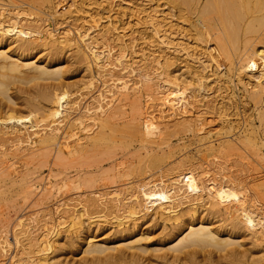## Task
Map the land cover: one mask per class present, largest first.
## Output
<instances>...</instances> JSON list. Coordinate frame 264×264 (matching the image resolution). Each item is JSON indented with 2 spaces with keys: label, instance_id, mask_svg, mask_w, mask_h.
Here are the masks:
<instances>
[{
  "label": "bare ground",
  "instance_id": "1",
  "mask_svg": "<svg viewBox=\"0 0 264 264\" xmlns=\"http://www.w3.org/2000/svg\"><path fill=\"white\" fill-rule=\"evenodd\" d=\"M90 1L93 3L94 0ZM158 1L159 5H154L155 7L149 8L150 10L145 7L143 10L146 11L145 18H147L148 24L151 23L152 27L150 26V29L152 28V33L154 32L152 35L156 37L159 44L166 43L167 46L173 44L174 50L178 51V47H180L179 50L184 51L186 58L183 59V62L186 61L187 66L182 65L187 68L188 75L184 76L185 70L180 69L185 71L182 76L177 73L179 68L171 69L176 62L175 56H171V54L164 55L159 52L152 54V49L151 53L146 56L151 55V59H146L149 60V63L155 65L154 69H160L159 75H164L165 87L163 86L164 89H159L160 91L156 93H149L153 105L148 107L151 110L144 114L143 119H140V116L138 118L135 116V113L142 112L135 108L136 111L134 110L132 120L127 123L124 122L128 131L113 120L117 114L123 112L119 111L118 105L126 100L128 101L131 97H138V94H142L144 83L147 84L148 82L141 81L140 84V80L134 81L123 74L113 77L115 71L109 68V65L113 64L108 59L111 58L110 54H104L105 51H99L96 46L98 37L95 34L93 35V19L87 20V24L79 23L81 26L77 25V27L75 25L77 31L71 27L57 31L58 29L53 25V22L59 23L62 20H67L68 17L76 16V18H79L77 14L83 9L82 5L87 4V0H0V158L7 155L10 148L14 147L16 150L22 148L26 151L28 149L33 153L35 151L51 150L52 152V150H56L57 153H60L57 158L60 157L61 160L67 155L90 152L104 146L108 147L116 137L140 139L147 142L148 146L146 144L144 147L155 151L150 152L148 150L144 158H142V154V159L139 158L141 163L138 166L136 165L134 170V173L137 172L136 175L140 177L131 185L134 186V189L150 186L142 188L144 193H141L143 192L140 191L142 189H135V192L134 189L131 191L130 188L126 190L128 192L125 191L127 194H123L121 190V196L120 191L117 189L119 192L117 196L120 197L116 196L115 193L117 192H112L116 197L113 195L111 197V194H107V192L101 193L104 194L101 195L102 197L107 194L108 199L116 198V202L113 199V201L111 200L112 204L106 202L107 199L105 200V198L107 196L102 200L101 196L95 197V195H87L84 199L81 198L82 200L76 197L80 200L79 202L73 203L70 200L72 203L59 204L58 208L56 206L57 210L59 209L57 216L52 218L50 224L47 223L42 237L38 238L36 245H32L31 248L30 245L29 248L27 247V243L32 240L30 237L32 224L30 225L27 220L21 219L18 228L13 229V241L8 234L4 235L7 241L2 238L4 242L0 241V253L2 254L4 251L5 255V252L11 250L10 257L13 260L15 258L14 262L16 264H56L58 249L56 251L55 243L57 239H52V237L60 236L62 230L66 233V242L61 243L62 249L65 248L64 245H69L71 248H81L85 253L91 255L87 264H127L128 257L123 251L113 254L112 250L117 248L115 243L119 241L125 242L126 248L134 250V255L137 254V256L132 257V262L137 264H143L141 254L152 251L150 249L151 245L155 246V251H163L161 255L159 254L156 257V263L180 264L181 262H189L190 264H199L200 260H198L196 254L199 250L209 246L219 251H227L235 256L232 253L236 252L235 248L237 244H240L241 230L246 227L254 229L256 217L252 210L251 193L246 194L244 190L242 192L240 190L242 185H237V188L232 185L221 186L220 191L209 189L200 194L201 202H195L190 198V201L186 200L189 203L182 206L187 203L181 201L184 192L180 193L179 190L182 187L179 186L177 189V185L169 180L173 181L172 178L177 179L175 177L180 176L189 167H194L195 164L192 162L188 164L189 160L183 159L167 167L163 166V163L173 157L176 151L165 150L160 152V148L165 144L164 134L168 128L180 125L190 130L200 131L202 129L203 125L198 128L196 118L188 115L190 105L193 107L196 102H202L203 104H197L199 108L201 106L218 108L220 114H223L224 122L215 131L216 135H220L219 138L212 137L210 132L213 131H209L210 129L203 133L199 132L197 138L193 141L196 143L195 151L189 152V157H194V160H197L196 157H207L216 151L222 152L226 156L236 154L238 158H248L252 155L262 157L264 155V0ZM160 1L163 2L160 3ZM163 4L167 5V11L166 8L158 9ZM125 6H123L124 9L127 8ZM162 7L164 8V6ZM87 9L89 10V8ZM136 11L138 10L136 9ZM140 14L143 17L141 12ZM53 16H57L59 19L54 20ZM62 17L65 19H62ZM170 17L176 18V23L172 22L179 25L180 31L181 29L185 31V37L183 32L180 33L183 39L176 41L179 37L174 39L173 33L171 35L172 31L169 34L167 33V29L172 22H166L169 24L166 29L165 25L167 24H165V21L169 20ZM119 18L122 19L123 17ZM110 21L112 23V20ZM113 22L115 23V20ZM146 22L144 20V23ZM174 23L173 25H175ZM72 24H75V22ZM148 24L146 27H149ZM102 25L104 26V24ZM163 26H165V29H163ZM172 26L170 27L173 28ZM110 27L112 26L108 24L106 28L103 27L105 28L103 29L105 34L112 31ZM173 30L175 31V29ZM176 32L174 33L176 34ZM120 36H118L119 40L117 42H121V44L119 42L121 50L125 51L127 42L121 40L124 36H121V38ZM154 36L152 37L154 38ZM170 36H173V38ZM176 36H179V34ZM105 42L107 43V41ZM110 48L112 50V47ZM104 49L106 48L104 47ZM67 51H70L71 54L65 58V52ZM167 53L169 52L167 51ZM111 54L113 56L114 53ZM113 57L115 60V56ZM111 60L113 59L111 58ZM66 62H69L70 65L65 64ZM120 62L124 64L122 61ZM253 64L255 67L252 66ZM114 66L117 67L116 64ZM71 67L73 69L82 67L85 70L83 78L81 77L80 85L82 84V86L77 85L79 88L82 87V89L80 88L82 91L78 92L79 94L75 97H71V95L73 93L72 87L76 83L68 80V73L70 69L73 70ZM115 67L113 68L115 69ZM206 69L207 71H205ZM111 71L114 72V75ZM244 71H246L245 78L242 76ZM150 73L152 74V72ZM150 73L144 74L145 79H152ZM96 74L105 77L109 74L112 77L103 79V84H106V86L103 85L104 88L96 89V82L98 81ZM234 75L243 87H238V83L234 85L226 84L227 81V83L232 81L231 78ZM209 78L211 80H208ZM109 81L112 82L108 83ZM95 89L98 93L96 95H93L95 92L92 94L93 100L91 99L92 101L87 104L85 102L84 110L82 107L83 111H80L82 113L78 112L76 114V111L80 109L78 106H80L83 97ZM187 90L190 92H186ZM218 97L220 98L217 99ZM190 98L193 100H190ZM210 99H212L211 102ZM195 112L197 111L195 110L193 114ZM233 116H236V119H232ZM212 120L215 121L213 118ZM36 121H43L44 123L32 125ZM124 130L128 131L129 135H123ZM120 141L118 140V142ZM179 144L177 143V145ZM24 153L26 155V152ZM185 163H187V166ZM0 178L3 180L2 177ZM166 181L172 184V187L173 185L176 187L171 188V190L168 189ZM157 183L159 185H155ZM163 183L167 184L165 185L167 187L164 194L151 192L153 195H149L150 188L155 190V187L158 188L159 186L160 190L158 188L156 191H164L165 186ZM73 184L75 183L73 182ZM152 185H154V188H152ZM207 187H201L197 190L202 191ZM147 190L149 191L148 194L146 193ZM110 192L108 191V193ZM203 206H206L207 209L215 207L218 211H205ZM200 207L204 211L200 215H196ZM116 208L119 212L113 210ZM57 210L54 212L56 213ZM148 210H153V213L158 214L162 221L163 233L160 238L155 239L159 241L158 243L148 244L143 242L144 239L148 238L149 233L141 230L139 223L147 215L146 213L142 214V212ZM221 215H226L230 221L225 222V220H222L223 222L214 224L212 218L214 216L221 217ZM106 220H111L112 223L114 222L121 227L114 239L97 238V235L90 228L92 224H100L101 221ZM21 221H25V223ZM76 238H79V242L76 241ZM26 252L30 254L28 257L22 255ZM12 261L11 263L9 261V263L12 264ZM204 262L211 263L212 258L208 255L204 258Z\"/></svg>",
  "mask_w": 264,
  "mask_h": 264
},
{
  "label": "rangeland",
  "instance_id": "2",
  "mask_svg": "<svg viewBox=\"0 0 264 264\" xmlns=\"http://www.w3.org/2000/svg\"><path fill=\"white\" fill-rule=\"evenodd\" d=\"M125 1L124 0H104V1L98 0V2H97V0H94L92 3L90 0H87V4L84 3L82 5V7H83L82 10H84V9L86 10L87 8H89V10L87 9L86 11H82V10L79 11L77 14L79 16V18H76V16L75 17L73 16V17H68L66 20L64 17H62V19L63 18L65 19L64 21L62 20V22L61 21L59 23L57 22L58 24L53 22V25L58 29L57 31L62 30L64 28H68V27H71L74 30L77 27V25H80L81 23L87 24V20H89V19H91V20L97 19L98 21L92 20V23L94 26L93 27L94 33L93 32L92 33H93V35L95 34L98 37V40L96 41L98 44V45L96 44L98 50L99 51H102V50L105 51L104 54H106V53L108 55L110 54V57L113 59V60H111V58H108V59H110L109 61H111V63H113L112 65H109L110 70L115 71V75L113 74L114 72L111 71L112 74L114 75L113 77H115L116 75L118 76V74L119 75L123 74V75L129 76L134 81L140 80V84H141V81L142 82H146V81L148 82V83L146 82L147 84L144 83V86H143L144 88H143L142 94H138L137 95L138 97H131L128 99V101L126 100V101H124L118 105L119 111H121V112L123 111L124 113L122 112V113L117 114L113 120L116 121L120 125V127H122L123 129L127 128V125L124 122L127 123L128 121L132 120L131 117L132 118L134 117L133 116L134 110L136 111L135 108H137V110H139V111L140 110L142 111V112L135 113V116H137V118L140 116V119H143V117L145 116L144 114H147L148 111L151 110L148 107H150V105H153V103L151 102V98L149 96V93H156V92L164 89V87H165V82L163 79L164 75H162V74L159 75L160 69H158V70L156 68L154 69L155 65H153L152 63H149V60L151 59V55L149 57H146V56H148L149 53H151L152 49H153L152 54H154L155 52L156 53L159 52L160 54H164V55L165 54L166 55L171 54V56H175L176 62L174 65H172L171 69H174V68L178 69L179 68V70L182 69V70H185L186 72L188 71L187 68L185 67V66H187V62L186 61H184L185 63L183 62V59L186 58V56L184 55V51L183 50L180 51L179 50L180 47H178L179 49L177 48L178 51L174 50L175 47H173V44H170L169 46H167L166 43L165 44H161V43L159 44V42L156 41V37L154 35H152L154 32L152 33L153 29L152 28L150 29L151 23L148 24L149 22L146 20L147 18H145L146 17L145 16L146 11H143V10L145 9V7H146V9L147 8L151 9V8L159 5L158 4L159 1L158 2H157V0H154V1L153 0H149V1L148 0H125ZM128 1H130V2H128ZM101 2H102V4H101ZM162 2L163 1H160V3H162ZM155 3H157V4H155ZM97 4H101V5L98 6ZM140 4H141V6H139ZM124 5L127 6L128 10H127V8H125V9L123 8ZM151 5H153V6H151ZM162 6H164V8ZM165 8L167 11V5L166 4L165 5L163 4V5H161V7L160 6L158 7V9H165ZM136 9L138 11H136ZM131 10H132V12H131ZM91 11H92V13H91ZM140 12L142 13L143 17H141ZM90 14H92V15L90 16ZM119 15H121V16H119ZM113 16H115V17H113ZM54 17H56V18H54ZM119 17H121V18L123 17V18L120 19ZM71 18H72V20H71ZM135 18H136V20H135ZM53 19L57 20L59 18L57 16H53ZM171 19H173V20H171ZM175 19H174V17L173 18L170 17L169 20L165 21V24H167V25H165L163 23L166 26V29L169 26V24L166 22L169 21V23H170V22L174 21L176 23ZM110 20H112V23ZM114 20H115V23L113 22ZM121 20H122V23H121ZM144 20H145V22L146 21L147 22L144 23ZM73 21L75 22V24H72V23H74ZM76 22H77V24H76ZM96 22H99V23H96ZM128 22H129V24H128ZM174 22H172V24L170 23V26H172ZM70 24L74 25V26H71ZM102 24H104V26ZM107 24L112 26V27H110V29H112V31H114V32H112V31L107 32V34L109 33L108 35L105 34V32L103 30L107 27ZM147 24L149 25V27L148 26L146 27ZM75 25H76V27H75ZM101 25L105 28H103ZM177 25L178 24L173 25L172 26L173 28H171L169 26L170 30H169V27L167 29L169 31V32L167 31L168 34L172 31L171 35L173 33L174 39L179 37L176 41H178L179 39H183L182 34H180L181 32H183V35L185 37V31L184 30L182 31V29L180 31L179 25L178 26ZM113 26H114V29H116V28H118V29L114 30ZM165 26H163V29H165L164 28ZM121 27H123L125 30L122 28L123 29V31H122V29H120ZM176 27L178 28L177 30H176ZM76 29H75V31H77ZM173 29H175V31ZM176 31H178V32H176ZM103 32H104V35H103ZM174 32H176V34ZM112 33L114 35L116 34V36L117 35L120 36L121 34H123L121 36L122 37L124 36V37L121 40L122 41L124 40L127 42L126 49H125L126 52L123 49L121 50V47L119 45L120 41L117 42V40H119V37L114 36ZM178 34H179V36H176ZM111 35H113V36H111ZM121 36H120V38H121ZM152 36H154V38ZM105 37L106 38L109 37V38L106 39ZM110 37H112V38H110ZM170 37L173 38V36H170ZM104 40L107 41V43ZM189 40H191V39H189ZM102 42H104V43H102ZM120 44H121V42H120ZM103 46L106 49H104ZM146 46L148 47V49ZM107 47L109 48L108 50L110 52L107 50ZM110 47H112V50H110L111 49ZM139 47H141V48H139ZM162 47H164V48H162ZM154 50H156V51H154ZM167 51L169 53H167ZM65 53H66L65 58H67L69 56V54H71L70 51H67ZM111 53H114L113 56H115L116 61L114 60V57L112 56ZM117 54H118V56H116ZM122 54H124V55H122ZM174 54H176V55H174ZM178 55H179V57L180 56L181 57L179 58ZM106 57H105V59H106ZM119 57H121V58H119ZM123 58H125L124 62H123ZM146 58H148L149 60ZM144 59H146V60H144ZM120 61H122L124 64H122ZM116 62H120V63H116ZM125 62H127V63H125ZM65 64L70 65L69 62L68 63L66 62ZM114 64H116L117 67H115ZM182 64H184L185 66H183ZM125 65H127V66H125ZM150 66H153V67H150ZM177 66H179V67H177ZM181 66H183V67L181 68ZM113 67H115V69ZM71 68L73 69V67H71ZM124 68H126V69H124ZM152 68H153V70H152ZM74 69L73 70L70 69V71L71 72L73 71V73H71L69 71V73H68L69 76L67 74L68 80L73 82V83H76V85L74 87H72L73 93H72L71 97H75L76 95H78L82 91L81 90L82 87H80L81 88L80 89L78 86L81 83V80L83 78L82 76L85 74V70H83L82 67L81 68L77 67ZM207 69L205 71H207ZM79 70H81V71H79ZM179 70L177 71V73H179L181 75L184 74L185 71H182V70L179 71ZM150 72H152V74ZM186 72H185L184 76L188 75V72L187 73ZM149 73H150V76L152 77V79L147 80V79H145L146 78L145 75H147ZM244 73H245V75H244ZM244 73L242 74V76L245 78L246 77V71H244ZM154 75H155V77H154ZM96 76L98 79V81L96 82V86H97L96 89L104 88L103 85L106 86V84H103L104 80L112 77V76H109V74L107 75V77L99 76V74H96ZM231 79H232V81H229V83H227L228 81L226 82L227 85H231V84L234 85L235 83H238V87H243L242 84H240V82L237 81V78L235 77V75ZM208 80H211V78H209ZM78 81H80V82H78ZM153 81H155V82H153ZM77 82H78V84H77ZM110 82H112V81H109L108 83H110ZM80 86H82V84ZM78 89H80V90L78 91ZM96 89L93 92H89L88 94H86L84 96L85 98L83 97V100L81 101L82 103L80 102V106H78L80 109H78L76 111V114L78 112L82 113L80 111L84 110L85 104H87L88 102L93 100V95H96L98 93L96 91ZM83 90H84V88H83ZM189 90H187L186 92L189 93L190 92ZM85 91H87V89H85ZM94 92H95V94H93ZM219 98L220 97H218L217 99H219ZM190 100H193V99L190 98ZM211 100L212 99H210L209 101L211 102ZM134 102L136 103V105ZM116 103H118V102H116ZM197 104L199 105V104H203V103L202 102L201 103L196 102L195 105H193V107L190 105V112L188 113V115H192L193 117L196 118V124L198 123L197 124L198 128H201L200 126H202V125L204 127L202 126V129H200V131L190 130L189 128L187 129V128L182 127L180 125H175L171 128H168L164 134L165 144L163 146H161V148H160L161 149L160 152L165 151V150L166 151H168V150H175L176 151V153L173 157H171L166 162H164L165 164L163 163V166L167 167V166L177 162L178 160L182 161L183 159H187V160H189L188 164L190 162H192L195 164L194 167L197 165L195 167L196 169L194 167H189L180 176L175 177L177 179L172 178L173 181L172 180H169V181H171V183L173 182L174 185H177V187L175 186L177 189L179 186L182 187V189L179 190L180 193L184 192L183 193L184 195L181 197V201L187 202L186 200H189L191 198L190 200L193 199V201L198 202V203H199V201L200 202L202 201V198H199L200 194L201 193L203 194L205 191H207L209 189L220 191L221 186L227 187L229 185H232L233 187L237 188V185H242L241 189L238 186L241 191L244 190L246 194L251 193L252 210H253L254 215L256 217L254 229H249L246 227L243 230H241L242 234H240L241 236L239 237L240 244L239 245L237 244V246L235 248L236 252L232 253L235 256L231 255L227 251H219V250H216L214 247L209 246V247H205L204 249L199 250V252L196 254V256L198 257V260H200L199 264H264V185H263L264 184V155L262 157L257 156V155H252L253 157L250 156L248 158H242V157L238 158V156L236 154H234V156L233 155L226 156V155H223L222 152L216 151L214 154L209 155L210 157L209 156L202 157V158L196 157L197 160H194V157H189L190 156L189 152H191L192 150L195 151V147H196L195 144L196 143H194L193 141L195 138H197L196 137L197 134H199V132L200 133L206 132L210 129L209 131H213V132H210V135H212V137H214V138H219L220 135H216L215 131L217 129H219L224 122L223 114H220L218 108L217 109L215 107L214 108H208V107L206 108V106L205 107L201 106L199 108V106H197ZM82 107H83V110H82ZM201 108H203V109L205 108V109L203 110ZM152 110H153V108H152ZM195 110L197 112L199 111L198 115H197V112H195V114H193V112ZM202 110L204 111V114H203ZM216 111H218L219 114L217 112V115H216ZM201 112H202V114H201ZM205 112H206V114H205ZM155 113H157V111H155ZM221 116H222V118H221ZM212 118L215 120L214 122H213ZM231 118L236 119V116H233ZM48 119H50V118H48ZM119 119H121V120H119ZM205 120H207V121H205ZM36 123H38V124H36ZM42 123H44V122L43 121L42 122L36 121V122L32 123V125H40ZM35 127H37V126H35ZM126 130H128V129H126ZM126 130H124L122 132V134L125 136L129 135L128 134L129 130L128 131H126ZM118 140L119 141L121 140V141L118 142ZM122 141H123V143H122ZM112 142L113 143L112 144L110 143V145L108 146L109 148L104 146L103 147L104 149L99 148V149H96L94 151L92 150L90 152L79 153V154L76 153L75 155L74 154L67 155V156H64L65 158H63L61 160H60V157L57 158V156H59L60 153H57L56 150H52V152H51V150L35 151L33 153V151L28 150V149L26 151H24V149H22V148L17 149V150L14 149V147L10 148L9 153L7 155H3L0 158V177H2V179H3V180H1V178H0V186H1L0 187V241H2V242L7 241V239L4 238L5 237L4 235H6V234H8L9 237L11 238V240L13 241V236H12L13 235V229L18 228L17 226L20 225V220L24 219L25 221L27 220V223H30V225L32 224L31 225L32 228H31V232H30V237L32 240L30 242L28 241V243H27V247L30 245V248H31L32 245H36V243L39 240L38 238L42 237L43 231L46 228L47 223L50 224L53 220L52 218H55L57 216V213L59 210V209L57 210V208L61 204L65 203V202H69V203H72V202L75 203L76 201L79 202L80 201V200H78L79 198L84 199L85 197H87V195L88 196H94L95 195V197L96 196L100 197L101 195H104L101 193L107 192V194H111V197H112V195L115 192H117V193H115L117 196V194L119 193L118 191H120L119 194H121L122 191H123V194H127L126 192H128V191H126V190H128L130 188H131V191H133L132 189H134L133 188L134 186H132L131 184H133V182L135 180H137L138 177H140V176L136 175L137 172L134 173L136 165L138 166V164L141 163V159L146 156L148 150H150V152H152V151L155 152V151L153 149H148L147 147H144V145H146L147 142H144V141L137 139V138L116 137ZM177 143L178 144L180 143V144L177 145ZM217 143H218V141H217ZM169 144H171V145H169ZM141 145H142V147H141ZM174 145H176V147H174ZM112 146H113V148H112ZM126 146H128V147H126ZM147 146H148V144H147ZM144 148H146V149H144ZM20 150H22V151H20ZM24 152H26V155ZM179 152H180V154H179ZM20 153H22V154H20ZM55 154H57V155H55ZM142 154H143V157H142ZM135 155H137V156H135ZM139 158H141V159H139ZM235 158H236V160H235ZM213 160L215 161V163ZM136 161H137V163H136ZM197 162H198V164H197ZM205 162L207 164L206 166H208V167L205 166ZM219 163H222V164H219ZM185 164L187 166V163H185ZM217 166L218 167L220 166V167L218 168ZM204 167H206V168H204ZM220 168H221V170H220ZM8 171H10V172H8ZM7 174L9 177L6 176ZM12 175H14L15 178ZM6 177H8V178H6ZM11 177H12V179H11ZM13 178H14V180H13ZM134 178H136V179H134ZM74 179H76V180H74ZM77 181H78V183H77ZM73 182L75 184H73ZM166 183H168V182L166 181ZM48 185H50L51 187H49ZM155 185H159V183H157ZM163 185L165 186L167 184L163 183ZM174 185L172 187V184L168 183V189L171 190V188H175ZM130 186H132V187H130ZM152 186H153L152 188H154V185H152ZM145 187L148 188L150 186H145ZM145 187H140V188L138 187L139 189L138 188H135V189L140 190L142 188L144 189ZM166 187L167 186H165L164 191H160V192L156 191V190H158L159 186H158V188L155 187L156 188L155 190L150 188V190H151L150 191L148 189L150 191V193L148 190H147L148 192H146V191L145 192L147 194L149 193V195L150 194L153 195V193L164 194L166 192ZM201 187H207V188L203 189L202 191H198L197 189H200ZM114 189H115V191H114ZM117 189H118V191H117ZM135 189H134V191L136 192ZM143 189L140 191H143ZM138 190H137V192H138ZM159 190H160V188H159ZM108 191H111V192L108 193ZM112 192H114V193L112 194ZM151 192H153V193H151ZM95 193H97L99 196ZM141 193H144V191ZM107 194H105V196H107ZM140 195H143V194H140ZM105 196H103V197L101 196L102 200H104ZM113 196H115V195H113ZM121 196H122V194H121ZM76 197H78V199H76ZM117 197H120V196H117ZM143 198H144V196H143ZM112 199L114 201L115 200L117 201V199L114 197L111 199H108V196H107L105 198L106 202H109L111 204H112V202H111ZM70 200L72 202H70ZM189 201L187 203H184V205H182V206L187 205L189 203ZM101 202H103V201H101ZM115 202H113V204L116 205ZM148 204H150V203H148ZM56 206H57V208H56ZM206 206H203L205 211H208V210L218 211V209H216L215 207L214 208L210 207L207 209ZM203 208L200 207L199 212L196 215H200L204 211ZM49 210H51V211H49ZM55 210H57L56 213L54 212ZM113 210L115 211V210H117V208L113 209ZM109 211H112V210H109ZM117 212H119V211L117 210ZM47 213H49V214H47ZM143 213H146L147 215L145 216V218H143L140 221L139 226H140L141 230L149 233L148 238L144 239L143 242H146L148 244L149 243L150 244L158 243L159 241L158 240L156 241L155 239L160 238V236L163 233L164 228L162 225V221L160 220L158 214L153 213V210H150V211L148 210L147 212L143 211L142 214ZM212 219H213L214 224H219V223L223 222L224 220H225V222L230 221V219H227L226 215H224V216L221 215V217L214 216ZM28 220H29V222H28ZM25 221H21V222L25 223ZM44 221H46V222H44ZM17 223H19V224H17ZM125 225H127V224H125ZM90 228H92L91 230H93L94 233L97 235V238H106L109 240V239H114L116 233L118 232L119 228H121V227H119L114 222L112 223L111 220L110 221L106 220V221H101L100 224H92V227H90ZM61 233L59 234L60 236L57 235V236H53L54 238L52 237V239H57L56 240L57 242L55 243L56 244L55 245L56 251L58 249V251L56 252V253H58L56 264H87L91 258V255L85 253L81 248H75V247L71 248L69 245H67V246L64 245L65 248L62 249L61 243L64 244L66 242V233L63 230ZM64 236H65V238H64ZM1 238L4 239V241ZM58 240H59V242H58ZM76 241L79 242V238H76ZM115 245L117 248L112 250L113 254H118L121 251H123L126 254V256L128 257L127 262L129 264H137L135 262H132V257L137 256V254L134 255V252H133L134 250L132 248H128V247L126 248L125 242H123V241H119V242L115 243ZM15 247H13V249H15ZM154 248H155V246L151 245L150 249L152 251H150L148 253L141 254V260L144 261L143 264H159V263H156L157 262L156 257L159 254L161 255L163 253V251H155ZM59 249H60V251H59ZM3 252H2V254L0 253V264H10L11 261L13 260V258L11 259V257H10L11 256L10 255L11 250L9 252H5V255ZM22 255L24 257H28L30 254L29 253L27 254V252H26V253H23ZM208 255L212 258L211 263L204 262V258L208 257ZM234 257H236V258H234ZM14 260H15V258H14ZM14 260L12 261V264H16V262H14ZM9 261H10V263H9ZM118 264H121V263H118ZM180 264H190V263L189 262H186V263L181 262Z\"/></svg>",
  "mask_w": 264,
  "mask_h": 264
},
{
  "label": "snow or ice",
  "instance_id": "3",
  "mask_svg": "<svg viewBox=\"0 0 264 264\" xmlns=\"http://www.w3.org/2000/svg\"><path fill=\"white\" fill-rule=\"evenodd\" d=\"M252 66H253V67H255V65H254V64H253Z\"/></svg>",
  "mask_w": 264,
  "mask_h": 264
}]
</instances>
